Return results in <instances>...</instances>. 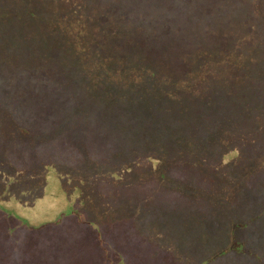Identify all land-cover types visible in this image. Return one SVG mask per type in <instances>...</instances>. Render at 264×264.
I'll use <instances>...</instances> for the list:
<instances>
[{"label":"trees","instance_id":"16d2710c","mask_svg":"<svg viewBox=\"0 0 264 264\" xmlns=\"http://www.w3.org/2000/svg\"><path fill=\"white\" fill-rule=\"evenodd\" d=\"M7 1L0 10L18 8L0 12V120L21 122L30 137H12L8 155L36 145L47 157L43 176L60 182L45 226L70 263L56 264H148L138 258L154 246L159 264H178L175 252L198 264L228 253L241 254L230 264H264L251 230L238 237L264 216V0H77L75 10L54 0L44 32L20 10L29 2ZM19 21L30 36L6 24ZM46 36L43 68L29 70L33 41ZM15 38L25 43L14 55ZM213 49L217 58L192 66ZM131 102L157 120L131 112ZM121 120H138V134L124 140L113 127H127ZM33 122L44 130L27 131ZM143 131L146 143L136 138ZM109 233L129 258L110 257ZM48 249L35 264L51 262Z\"/></svg>","mask_w":264,"mask_h":264},{"label":"rangeland","instance_id":"374dc122","mask_svg":"<svg viewBox=\"0 0 264 264\" xmlns=\"http://www.w3.org/2000/svg\"><path fill=\"white\" fill-rule=\"evenodd\" d=\"M57 1L58 4L62 5L61 8L63 9L67 7H70L74 10L78 7L81 8L80 3L77 0ZM7 2L11 3L12 0H8ZM25 2L29 3L24 7L19 8L20 10L28 8V11L30 13L33 12V16L28 18L30 22L33 21L34 23H36L35 26H32L33 31L40 30L41 32H44L45 28L47 29L48 24H50L52 21V14L55 13L53 7L56 6V3L54 2V0H25ZM13 7L14 9L18 8L14 2L8 4L6 8L2 7V9L0 10V12H2L1 15L6 16V18L10 15L16 16V12L13 13V11H15L13 10ZM41 16H44V19ZM6 24H8L10 26V29L15 31V33L17 31H20L22 33V36H25L27 34H29V36L31 35V31H29L27 28H23L22 30L16 29V26L20 25V21L16 22V24H10L8 22ZM11 38H14V36H12ZM44 42H47V36L44 40L33 41V50L30 51V53L26 56L27 68L29 70L43 68V60L47 55V47L42 44ZM24 43V41L15 38L8 43V47H14L13 53L15 55L16 52L20 51L21 48L24 47ZM3 53L5 54V57H7L6 52ZM211 55L212 57L208 52H206V54H203L199 58H196L197 61H195L192 66L195 65V68H201L205 59L217 58V49L211 50ZM150 79L154 80L155 76H150ZM131 96L134 97V95L132 94ZM136 98H138V96H136ZM138 103L134 104L131 102V104L128 103L126 107H129L130 109L132 108L131 112H140L141 114L144 113L146 116L144 120H157L156 117L149 118V115L146 112V108H144L140 104V102ZM4 115V109L0 108V116L4 117ZM121 121L125 122V124H127V127L121 126L120 128V126L116 124L113 125V127L119 131L121 130L122 138L124 140H126L130 136H136L135 134H138L136 133L139 127L138 120ZM20 123L21 122L17 120H7V118L5 120H0V147L4 149L2 152H0V258H2L0 259V264H35L34 257L38 256L40 252H47V249L49 248L48 246H50L48 251L50 254L51 262L53 260L52 264H56L57 261H61L63 259L66 260L69 257L67 255L63 256L61 244H54L51 247V245L54 243V235H49V229L47 228V226H45V224L47 223V219L51 214L50 209L55 207L58 208L59 199L61 197L58 192L60 182L55 175H50V181L47 177L43 176V174H47L48 170L46 167L48 163L47 157L44 156L42 158H39V150L36 148V145H34V148L27 149V151L17 152V149H15L16 153L13 157H10L8 155V153H10V150L7 148H11L10 142H12V137H18L19 142H22L23 138L30 139L28 134L25 133V128L21 126ZM44 125L39 126L36 124V122H33L32 125L27 129V131L30 130L31 132H33V129L42 131L45 128ZM149 131L150 133H153V128H150ZM144 135L145 132L143 131L141 135L142 137L139 136L136 138L146 143L149 141L150 135H148V137H143ZM38 137H41L42 140H44L43 138L47 139V131H45L43 135L41 134ZM44 141L46 142L45 144H47V141ZM168 144H171L170 147L172 148L174 142L169 140ZM234 148H236V146H234ZM172 149L177 148L173 147ZM188 151L189 150H185L186 153ZM25 157L29 159V161H31V164L30 162H24V164V160L21 161V159H24ZM14 161H17V163H15ZM60 163L61 162H59L58 169L62 170ZM64 172H68L67 175L70 174L69 171ZM58 173H60V171H58ZM65 175L66 174H63L62 172L60 174V176L63 178L65 177ZM219 186L222 187L223 185ZM260 193H263V190L256 192L257 195H259ZM63 206V204L60 205V208L63 209L59 210L58 213L63 212L64 208H66V206ZM85 214L86 216H88L86 218L94 219V215L91 211L85 210ZM21 218H25L30 222V224H28V227L24 226V224L21 222ZM70 219L73 221L76 220L73 216H67L66 218H63L64 221ZM63 227L64 226H59L58 229H63ZM93 227L95 228V226ZM76 228H82L84 232L91 229L88 224H80L76 226ZM208 229H212L213 232H215V229L212 227H208ZM249 230H251L250 239L262 243L261 245H257L255 243L252 247L260 248L264 246V216L259 218L258 221L254 222L249 227L238 230L240 235L238 237L241 238V235L247 233V231ZM94 231H96V229H94ZM58 233H60V230ZM133 233L134 231L131 230V234ZM57 236L58 235H56L55 237ZM70 236L80 235L70 234ZM107 236V239L111 242V244L108 243V248L111 249L110 257L114 258L119 253H122L125 257L129 258L128 251L121 245V243H119L118 241H114V239L111 237V233H109ZM87 237H85V240H83L84 242H86ZM137 245L141 246L143 245V243L141 245ZM165 245H168L167 247L170 248L168 243ZM160 248L154 246V248L144 249L142 255L138 258V261L142 260L141 263L159 264L160 255H158L157 253H159L162 249ZM172 248L173 246L171 247V249ZM175 254V260H177L178 264H198L199 262L190 261V253L181 252L180 254H177V252H175ZM231 254L234 253H228L225 256H222L220 259L216 258L211 264H230V261H232L230 256L235 258H239L241 256V254H234L235 256H232ZM242 255L244 257L246 255V258H250L249 256H247L248 254H246V252ZM7 257H10L12 259V262L4 261ZM51 262H47L46 257L39 264H51ZM65 262L70 263V260H66ZM243 263L246 264L245 261H243ZM102 264L112 263L105 260ZM161 264H164V262L162 261ZM235 264L239 263L235 262Z\"/></svg>","mask_w":264,"mask_h":264}]
</instances>
